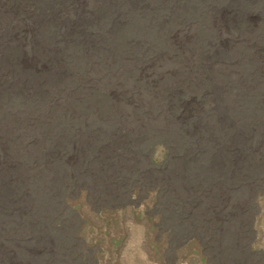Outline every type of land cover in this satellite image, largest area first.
<instances>
[{"label":"rangeland","instance_id":"1","mask_svg":"<svg viewBox=\"0 0 264 264\" xmlns=\"http://www.w3.org/2000/svg\"><path fill=\"white\" fill-rule=\"evenodd\" d=\"M0 264H264V0H0Z\"/></svg>","mask_w":264,"mask_h":264},{"label":"bare ground","instance_id":"2","mask_svg":"<svg viewBox=\"0 0 264 264\" xmlns=\"http://www.w3.org/2000/svg\"><path fill=\"white\" fill-rule=\"evenodd\" d=\"M195 128H197V127H195ZM195 139V138H194ZM212 162V161H211ZM216 162V161H215ZM220 176V175H219ZM222 176V175H221ZM230 196V195H229ZM197 198H200V195H198V197Z\"/></svg>","mask_w":264,"mask_h":264}]
</instances>
